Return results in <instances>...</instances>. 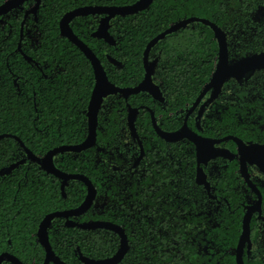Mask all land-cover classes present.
Returning a JSON list of instances; mask_svg holds the SVG:
<instances>
[{
    "label": "trees",
    "instance_id": "1",
    "mask_svg": "<svg viewBox=\"0 0 264 264\" xmlns=\"http://www.w3.org/2000/svg\"><path fill=\"white\" fill-rule=\"evenodd\" d=\"M5 1L0 0V4ZM136 1L42 0L36 19L32 15L26 19L29 26L37 25L33 29H38L39 43L33 47L28 34L22 41L32 62L17 50L24 10L17 7L1 15L0 135L6 136L0 138V254L10 252L23 262L44 264L46 249L37 236L40 222L48 213L79 206L88 194L83 181L72 179L64 196L62 180L29 159L15 137L43 156L55 147L82 143L88 135L94 68L85 53L62 35L61 18L81 6ZM192 16L208 18L227 32L231 61L264 50V0H153L144 10L110 20L108 30L115 45L93 35L99 25L97 14L77 16L70 26L96 53L113 83L132 87L144 78L143 59L149 42L172 24ZM109 55L122 66L113 64ZM218 55L214 30L199 21L167 34L151 47L149 58L157 60L153 78L166 97L167 108L162 109L147 92L129 96L128 103L140 108L136 127L146 159L139 174L113 169L107 154L106 161L99 158L103 154L100 147L113 148L124 142V131L129 135L127 100L121 94L103 103L95 146L54 156L60 170L84 174L97 188L93 205L79 221L105 220L125 228L129 250L119 264H237L232 249L242 233L245 196L236 188L235 167L230 163L215 179V193L227 197L228 202L224 200L210 215L207 192L193 187L195 145L185 140L178 148V143L160 138L147 109L163 113L160 122L165 121V129L177 128L181 115L173 114L171 128L166 126L170 120L166 116L197 100L211 80ZM213 104L218 110L213 108L209 117L200 120L202 134L264 142V69L243 84L227 82ZM188 124L194 128L195 119L189 117ZM227 142L234 144L231 139ZM165 151L174 158L161 156ZM157 152L159 157L155 158ZM181 152L185 155L183 177L177 160ZM22 159L26 161L9 173H1ZM59 221L63 224L59 219L52 223L49 239L55 253L68 264H85L80 251L89 257L106 258L120 247V236L113 230L58 225ZM259 224L257 219L251 220L252 239L257 243ZM256 248L249 264H264V248Z\"/></svg>",
    "mask_w": 264,
    "mask_h": 264
},
{
    "label": "water",
    "instance_id": "2",
    "mask_svg": "<svg viewBox=\"0 0 264 264\" xmlns=\"http://www.w3.org/2000/svg\"><path fill=\"white\" fill-rule=\"evenodd\" d=\"M26 0H6L2 4H0V16L10 12L15 7L19 6ZM153 0H137L132 4L127 5H88L79 8H75L71 11H68L60 20V30L62 35L69 38L74 44H76L90 59L95 73V85L92 91V95L89 101L87 115H88V135L86 139L79 144H70V145H62L55 147L49 150L44 156H38L33 153L21 139L15 136L21 144L25 147L27 151V156L31 160H35L38 162L43 169L51 174L62 179V189H64L65 185L68 183L70 179H78L83 181L88 187V194L85 200L76 208L65 210V211H54L48 214L41 222L38 229V240L42 243L44 248L46 249V258L44 264H50L53 262L54 264H68L61 257H59L52 248L49 235H48V225L49 223L56 217H66L68 219L67 224L69 226H78L84 229H97V228H106L113 230L120 236V247L119 249L112 255L106 258H93L86 256L80 253V259L85 264H119L127 251L129 250V242L128 236L125 231V228L122 225L105 221V220H91V221H83L77 222L70 220V216H78L85 213L94 203L97 188L93 184L92 180L89 179L84 174L79 173H68L60 170L55 162L54 156L57 153L64 151H72L79 152L85 149L91 148L97 144V130H98V117L99 113L102 109L103 102L105 98L111 95L122 94L126 99L131 94L139 93V92H148L155 99L161 100V89L159 84L155 83L152 79V74L154 72V62L151 63L148 61V52L154 43L166 37L167 34L172 33L181 27L194 22L199 21L204 24L209 25L215 32L218 43H219V55L217 58V64L215 71L211 77V80L204 86L201 94L197 98L196 102L190 108V111H193L197 105L200 103L201 99L211 91V95L204 102L202 106H205L207 103L213 101L217 95L222 92V88L227 80L235 79L238 82H242L251 78L257 71L264 69V50L260 52H256L250 54L248 56H243L236 60L231 61L230 59V51L227 41V32L223 30L219 25L208 18L192 16L189 18H185L179 20L178 22L172 24L165 31L158 34L154 37L148 44L146 51L144 53V64L146 68V73L143 81L133 87H121L113 83L106 72L104 65L102 64L99 57L96 53L86 44L79 36L73 31L70 26L71 21L79 16L86 14H105L100 19V23L98 29L93 33L94 36L99 38H103L112 45L116 44L114 37L109 33L110 20L115 18L117 15H127L139 12L141 10L146 9ZM39 4V0H38ZM27 60L32 61V58L26 55ZM111 62L117 66L121 65L114 58L109 57ZM137 109L130 107L129 113V121L130 128L134 133L135 138L139 140V143H142L141 138L136 133V129L134 126V120L136 118ZM155 128L157 131L168 140H179L181 138H187L192 141L196 147V155L198 159V163L204 162L211 157H215L216 155H224L233 157L234 154L223 147H218L216 144L227 141L229 139L234 140L237 144V155L238 160L240 161L241 170L245 173L247 172V164L255 165L259 168L260 171L264 173V142L258 141H249L245 142L243 139L229 135L222 138H213L206 137L195 130L191 129L187 122L185 125L174 132H166L161 130L154 119ZM8 135V134H7ZM6 136V134L0 135L1 137ZM142 153H144V149L142 148ZM26 159H22L15 163H12L10 166L3 168L1 173H9L11 170L16 168L20 163L25 162ZM200 165V164H199ZM197 181L203 182L208 188H210V183L207 181L205 177V171L203 167L199 166ZM252 188H258L254 185H251ZM259 194V200L255 203V205L249 206L247 211L244 214L242 221V233L237 245V264H245L241 257V250L245 245H248V248L251 247V219L253 211L260 209L261 206V193L259 190L257 191ZM4 261H10L13 264H34V263H26L20 260L17 256L10 252H3L0 254V264Z\"/></svg>",
    "mask_w": 264,
    "mask_h": 264
},
{
    "label": "flooded vegetation",
    "instance_id": "3",
    "mask_svg": "<svg viewBox=\"0 0 264 264\" xmlns=\"http://www.w3.org/2000/svg\"><path fill=\"white\" fill-rule=\"evenodd\" d=\"M41 5H42V0H39V4H38V0H26L22 4H20L19 6H17V7L22 8L24 10V19H23L22 27H21V37H20V41H19V44H18V47H17V50L22 54V56L24 58H26V55L30 56L29 53L27 51H25V49L23 47V44H22V41L24 40L25 34H28V36L32 39L31 45L33 47H35L36 44L39 43L38 37L36 35V34H38V29H33V27H36L37 28V25L36 24H33V25L29 26L30 24H27L26 23V19H27L28 16H31V15L36 19L37 15H38V12L40 10ZM86 6H88V5H86ZM17 7H15V8H17ZM81 7H83V6H81ZM96 14L100 17V19L103 16H105V14H98V13H96ZM86 15H89V14H86ZM79 16H81V15H79ZM0 19H1V16H0ZM100 19H99V23H100ZM97 29H98V27H97ZM149 52H148V61L151 62V63L154 62V66L153 67H154V72H155L157 60L150 59L149 58ZM30 57L32 58V56H30ZM109 57H112V56L109 55ZM32 60H33V58H32ZM116 61H118V60H116ZM30 62H32V61H30ZM118 62L121 64V65H119V67H121L122 66V62H120V61H118ZM143 62H144V59H143ZM144 67H145V64H144ZM154 72H153V74H154ZM145 73H146V68H145ZM153 74H152V79H153V81L155 83H157L154 80V78H153ZM144 77H145V75H144ZM234 81H236V80L235 79H231V80H227L226 83L227 82H230L232 86H235V83H241V84H243L246 80H244L242 82H238V81L234 82ZM141 82H139L138 84H140ZM226 83L224 84V86L222 88V92L219 95H217V97L213 101L207 103L205 106H202V105L204 104V102L211 95V91H209L201 99L200 103L197 105V107L193 111H190V108L193 106V104L196 101L193 104L189 105L187 108H185L183 110L182 109L179 110L178 113H173L172 112L169 115H167L166 116V119H168V120L173 116V114H175V115H178L179 114V116H177V117H180V115H181L182 122H181V124L177 128L165 129L163 127V124H165V121L162 120L160 122V119L162 118L163 113H160L159 115H157L152 108H150V107L147 108L148 111H149V113H150V119H151L152 126L154 127V129H155L156 133L158 134V136L160 138L164 139L168 143L169 142L170 143H178V145H179L178 148H181L180 147L181 146L180 145V142L181 141L188 140V139L187 138H181V139L176 140V141L166 139L165 137H163L162 135H160V133L155 128L154 119L156 121L157 126L161 130L166 131V132H174V131H177V130L181 129L185 125L186 122L188 124L189 117H193L195 119V127L193 128L189 124H188V126L191 129H193L196 132H198L199 134H201L203 136H206V135L202 134L203 128L201 126L200 120H204V118L209 117L211 115L209 113H210V111L213 108H215L216 110H218V105H214L213 103L216 102L221 97L222 93L224 92V89H226ZM139 93H141V92H139ZM135 94H137V93H135ZM161 94H162L161 95V100L155 99L151 94L150 95L154 98V100L156 102H158L160 104V106L162 107V109H165V108H167L166 105L164 104L166 102L165 101L166 100V97L163 95L162 90H161ZM111 96H113V95H111ZM111 96H108L107 98H105L104 102L107 99H110ZM128 99H129V97L126 99L127 100V110H128V112H127V124H126V126H127L128 130H129V135H127L126 132L124 131L123 134H125V135H121V142L122 141H124V142H122L120 145L119 144L118 145H115L113 148L100 147L99 150L101 149V151L103 152V154H102V156H99V158L102 161H106L105 160V155L107 154L106 156H108V157L111 156V158H112V160H110V159H108L106 157L109 160L108 161V164L110 166H112L113 169H115V170H117L119 172L120 171L121 172H127L128 171V172H131L132 174H139L144 169V167H145V166H143V164H144V161L146 159V155H145V150H144V153H142V148L144 149V147L142 146V143H139V140L137 138H135L134 133H133V131L130 128L129 113H130V107H132L134 109H137L136 118L134 120V126H135V129H136V133L138 134L137 127H136V120H137V117H138V115L140 113V108L138 106H132V105H130L128 103ZM102 108H103V106H102ZM173 123H174L173 120L170 119L167 122L166 126L169 127V128H171L172 125H173ZM206 137H208V136H206ZM126 138H129L127 145H126V142H125V139ZM123 144H125L126 146L123 145ZM216 145L218 147H223V148H226V149L230 150L234 154V156L231 158L229 156H224V155H221L220 154V155H216L215 157L209 158L206 163H204L203 161L200 162V163H198V159H197V155H196V147H195V173H194V185H193V187H194V189H200V188H202V190H204L205 192H207V194H208V198L207 199L210 200V202H211V204H210L211 207L209 208V212H208L210 215H212L214 212L217 211V209H219V206L223 204L224 200H226L228 202L227 197H224V196H219L218 197V195L215 193L216 192V187H217L216 186V183H215L216 182L215 179L223 171H225L227 169V167L230 165V163H232V166L235 167V172H236L237 177H238V185H237L236 188H237V190L243 192L244 193V196H245V201L242 203L243 204V208H244V214L248 210L247 208L249 206L255 205V203L259 200V194L257 192L259 190V192L261 193V198H262L261 206H260V209H257L255 211H253V214H252V219H257L259 221V223H260L259 224V228L261 230V232H260L261 235L259 237V242L257 243L255 240L252 239V230H251V247L248 248V245H245L244 248L241 250V257L243 259V262L245 264H249V262L252 260L251 259L252 258V255L254 253H256V250H257L256 247L257 246H261V248L262 247L264 248V173L262 171H260L257 166L250 165V164H247V170H246L247 172L244 173L241 170L240 161L238 160V155H237V150H238L237 148L238 147H237V144H236L235 141H234V144H229L227 141H224V142L218 143ZM132 149H134V150L137 149V151L134 152V150H132ZM115 152H116V156L114 155ZM153 156L155 158H158L159 157L158 152L155 155H153ZM161 156H165L167 159H169V157L170 158H174V156L171 155L170 152H168V151H165L164 153H162ZM180 156H181V158H178L177 160H178V163H181L182 170H183V174L181 175V177H183L184 176V161L182 159H185V155H184L183 152H181L180 153ZM165 157H163V158H165ZM159 161H161V157L159 158ZM199 166L203 167V169L205 171V177H206L207 181L210 183V188H208L205 184H203V182H198L197 181V175H198V168H199ZM70 180H72V179H70ZM66 185H68V183ZM251 185L256 186L258 188V190H256V188H252ZM62 190H63L64 196H66L65 187ZM214 203L217 205L216 207H212L214 205ZM57 211H65V210H57ZM85 213H83L81 215H78V216H75V215L74 216H70V220L77 221V222H81V221H79V219L82 218ZM48 214H50V213H48ZM244 214H243V217H244ZM56 219H59V220H62L63 221V224L60 221L57 222L58 225H61L62 224V225L69 226L67 224L68 219L66 217H56L48 225V235H49V229L53 226L52 223ZM41 222H40V224H41ZM72 227H78V226H72ZM37 233H38V231H37ZM37 236H38V234H37ZM80 253H82V252L81 251L79 252V257H80ZM232 253L235 254V256H236L237 246H235L232 249ZM236 260H237V258H236Z\"/></svg>",
    "mask_w": 264,
    "mask_h": 264
}]
</instances>
